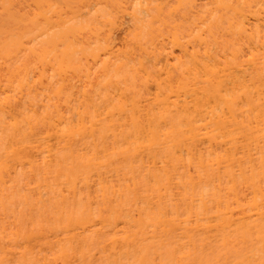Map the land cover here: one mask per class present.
<instances>
[{
    "label": "bare ground",
    "instance_id": "6f19581e",
    "mask_svg": "<svg viewBox=\"0 0 264 264\" xmlns=\"http://www.w3.org/2000/svg\"><path fill=\"white\" fill-rule=\"evenodd\" d=\"M0 203V264H264V0H0Z\"/></svg>",
    "mask_w": 264,
    "mask_h": 264
},
{
    "label": "rangeland",
    "instance_id": "374dc122",
    "mask_svg": "<svg viewBox=\"0 0 264 264\" xmlns=\"http://www.w3.org/2000/svg\"><path fill=\"white\" fill-rule=\"evenodd\" d=\"M65 166V165H64ZM25 172H26V170H24ZM24 173V172H23ZM22 173V175H21V177L22 176H24V174ZM29 173V172H28ZM26 174H27V172H26ZM30 174L32 175L31 177H30ZM37 176V172L35 171L34 173L32 172V173H29V176H28V179H29V177L31 178V179H29V180H32V178L33 179H35V177ZM27 179V178H26ZM27 179V180H28ZM24 181H26V180H23V181H21V182H24ZM15 193H17V195H15ZM14 194L13 193H11L9 196H8V198H6L5 199V207L7 208L6 209V213L8 214V213H10L11 212V210H13V212H14V216L16 217V219L18 220V222H19V226H23V227H26L27 229L29 228V227H31V224L33 225L34 224V226H35V228H38L39 227V225H42L43 224V226H45L46 225V227H54L56 224H57V222H58V224L59 223H61V219H60V221H58L59 219H58V213L56 212V209H57V206L55 205L56 203L55 202H53V201H55L54 199H52V200H50V201H47V204L49 205H46L45 207H39V208H33V209H29V206L28 205H26V206H24V205H22L23 203H25L24 202V200H23V192H21V193H19V191H17V192H15ZM18 193L20 194V195H18ZM12 194H13V196H12ZM16 197V198H15ZM20 197V198H19ZM22 199V200H21ZM13 200V201H12ZM16 200V201H15ZM21 200V201H20ZM10 202H14V204L12 205L13 206V208H12V206L10 207L9 206V203ZM21 202H22V204H21ZM8 203V204H7ZM1 204V203H0ZM72 205H73V203H72ZM71 204H70V206L71 207H74V205L72 206ZM76 206H77V204H75ZM69 205L68 206H66L67 208L68 207H70ZM2 206H0V209H1V211L0 212H4V210H2V208H1ZM22 207H24L23 209H24V211L22 210ZM26 207H28V208H26ZM56 207V208H55ZM70 207V208H71ZM10 208H12V209H10ZM74 208H76V207H74ZM73 208V209H74ZM27 209V210H26ZM43 209V210H42ZM50 209H51V211H50ZM55 209V210H54ZM15 210V211H14ZM29 210V211H28ZM33 210V211H32ZM21 211H23V212H21ZM19 212V213H18ZM29 212H31V213H29ZM48 212H50V213H48ZM18 213V214H17ZM22 215H21V214ZM29 213V214H28ZM19 215H20V217H19ZM46 215H48V216H46ZM38 216V217H37ZM53 216V217H52ZM55 216V217H54ZM13 217V216H12ZM55 218V219H54ZM31 219V220H30ZM37 219H39V220H37ZM50 220V221H48V220ZM30 220V221H29ZM47 221V222H45V221ZM55 220H57L56 222H53V221H55ZM22 221V222H21ZM32 221V222H31ZM31 222V223H30ZM30 223V224H29ZM44 223H45V225H44ZM47 223V224H46ZM51 223V224H50ZM55 225H54V224ZM26 224H27V226H26ZM30 225V226H29ZM51 225V226H50ZM20 227V228H21ZM25 228V229H26ZM154 241H156V242H154ZM147 242V241H146ZM145 242V244H144V246H146V250H149V251H152V253L155 251L156 252V249H158L159 248V250H157V253L156 254H160V252L162 253L164 250H165V246H163V247H160V245H159V241H157V240H153V241H150L151 243H146ZM158 242V243H157ZM144 243V242H143ZM143 243H140L139 245H135V247L133 246V247H131V248H129L128 250H126V253L128 252V254H127V256L129 255V257L131 256V255H133V253L136 251V252H139L140 251V248L143 246L142 244ZM156 243H157V245H156ZM149 245H155L154 247H151V246H149ZM152 249H151V248ZM134 248H136V249H134ZM163 248H164V250H163ZM212 248H215V247H212ZM217 248V249H216ZM215 249L216 250H219V249H221V247H216ZM214 249V252L216 251ZM125 252V251H124ZM154 252V253H155ZM213 252V253H214ZM153 255H155V254H153ZM210 256H212V254H209ZM209 255L207 256V257H209ZM126 256V255H125ZM233 257V256H232ZM131 258L132 259H134L133 257H130V261H131ZM205 258H206V256H205ZM22 259V258H21ZM124 259H125V257H124ZM124 259H118V261L116 262V263H121V264H127V262L126 261H128L129 259L128 258H126V259H128V260H124ZM18 261H19V259H18ZM123 261V262H122ZM125 261V262H124ZM16 262V263H15ZM14 262V264H33L32 263V261H26V260H21V262L19 261V262H17V261H15ZM215 262V261H214ZM213 261H212V264H219V262H221V260L217 263V262H215L214 263ZM112 264L114 263V262H111ZM108 264V263H107ZM115 264V263H114ZM195 264H198V263H195ZM232 264V263H231Z\"/></svg>",
    "mask_w": 264,
    "mask_h": 264
}]
</instances>
